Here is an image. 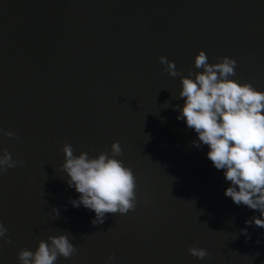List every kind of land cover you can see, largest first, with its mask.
<instances>
[{
    "label": "water",
    "instance_id": "water-1",
    "mask_svg": "<svg viewBox=\"0 0 264 264\" xmlns=\"http://www.w3.org/2000/svg\"><path fill=\"white\" fill-rule=\"evenodd\" d=\"M199 49L264 90V0H0V150L23 161L0 172V264L61 231L75 251L54 264H264V228L244 223L259 211L224 195L223 170L176 119ZM114 140L136 204L92 224L61 148L111 154Z\"/></svg>",
    "mask_w": 264,
    "mask_h": 264
},
{
    "label": "clouds",
    "instance_id": "clouds-1",
    "mask_svg": "<svg viewBox=\"0 0 264 264\" xmlns=\"http://www.w3.org/2000/svg\"><path fill=\"white\" fill-rule=\"evenodd\" d=\"M169 75L179 74L174 62L164 55L158 57ZM236 60L228 55L208 62L206 53L199 49L193 57V66L201 69L180 75L178 95L183 104L177 106L176 119H183L186 127L196 133L193 144L207 146L206 156L217 170H223L228 181L224 195L232 202L258 210L245 224L264 228V90L250 82L233 79ZM5 136H13L8 130ZM61 165L67 184L79 195L70 199L73 207L83 206L94 212L92 224L102 223L106 213L125 214L136 204L135 178L132 170L117 157L121 154L119 141H112L110 153L101 151L95 156L80 151L73 154L72 146L65 142L61 148ZM0 172L22 160H14L10 153L0 150ZM53 213H57L55 208ZM7 229L0 223V238L6 242ZM247 235L246 228L240 229ZM75 251L65 232L41 239L34 250L21 248L17 252L18 264H54L57 256L69 257ZM188 252L200 259L207 255L203 247L189 246ZM109 253L105 264H111Z\"/></svg>",
    "mask_w": 264,
    "mask_h": 264
}]
</instances>
